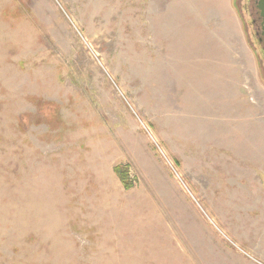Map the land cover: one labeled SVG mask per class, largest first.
Instances as JSON below:
<instances>
[{"label":"rangeland","instance_id":"rangeland-1","mask_svg":"<svg viewBox=\"0 0 264 264\" xmlns=\"http://www.w3.org/2000/svg\"><path fill=\"white\" fill-rule=\"evenodd\" d=\"M0 264H264L255 0H0Z\"/></svg>","mask_w":264,"mask_h":264},{"label":"water","instance_id":"water-1","mask_svg":"<svg viewBox=\"0 0 264 264\" xmlns=\"http://www.w3.org/2000/svg\"><path fill=\"white\" fill-rule=\"evenodd\" d=\"M260 16L262 17V33L264 34V0H257L256 4Z\"/></svg>","mask_w":264,"mask_h":264},{"label":"trees","instance_id":"trees-1","mask_svg":"<svg viewBox=\"0 0 264 264\" xmlns=\"http://www.w3.org/2000/svg\"><path fill=\"white\" fill-rule=\"evenodd\" d=\"M117 171L120 172L119 168H117ZM120 177L122 178V184L125 185V186H127V180H124L125 174L124 173H121L120 174Z\"/></svg>","mask_w":264,"mask_h":264},{"label":"flooded vegetation","instance_id":"flooded-vegetation-1","mask_svg":"<svg viewBox=\"0 0 264 264\" xmlns=\"http://www.w3.org/2000/svg\"><path fill=\"white\" fill-rule=\"evenodd\" d=\"M255 3L257 4V0H255ZM256 7H257V6H256ZM258 14H259L260 25H261V33H262V17L260 16L259 10H258ZM262 36H264L263 33H262Z\"/></svg>","mask_w":264,"mask_h":264}]
</instances>
